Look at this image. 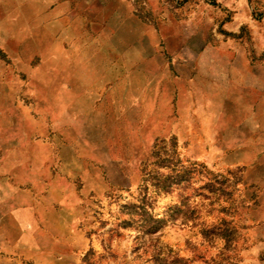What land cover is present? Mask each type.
Segmentation results:
<instances>
[{
	"label": "rangeland",
	"instance_id": "1",
	"mask_svg": "<svg viewBox=\"0 0 264 264\" xmlns=\"http://www.w3.org/2000/svg\"><path fill=\"white\" fill-rule=\"evenodd\" d=\"M0 264H264V0H0Z\"/></svg>",
	"mask_w": 264,
	"mask_h": 264
},
{
	"label": "trees",
	"instance_id": "2",
	"mask_svg": "<svg viewBox=\"0 0 264 264\" xmlns=\"http://www.w3.org/2000/svg\"><path fill=\"white\" fill-rule=\"evenodd\" d=\"M214 194H216V193H214ZM209 197H210V196H209ZM215 202H216V200H213V201L210 202V204L212 205V204L215 203ZM202 207H203V206H201V207H198V206H197V208L191 212L192 216H190L189 218H190L191 220H193V221H195L196 219H198L199 216H195V215H197V212H200V211L202 210ZM215 228H216V229H219L217 226H212V227L207 228V230H205V231H213V229H215ZM224 232H225V234H226V233L228 232V230L226 229Z\"/></svg>",
	"mask_w": 264,
	"mask_h": 264
}]
</instances>
